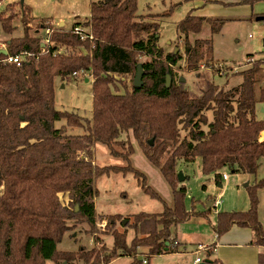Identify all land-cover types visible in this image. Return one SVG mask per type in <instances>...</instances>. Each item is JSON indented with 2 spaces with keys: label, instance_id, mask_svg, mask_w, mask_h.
Masks as SVG:
<instances>
[{
  "label": "trees",
  "instance_id": "1",
  "mask_svg": "<svg viewBox=\"0 0 264 264\" xmlns=\"http://www.w3.org/2000/svg\"><path fill=\"white\" fill-rule=\"evenodd\" d=\"M258 1L236 4L253 5ZM90 7L88 19L76 25L90 28L92 40H81L72 28L56 27L51 33L56 45L40 54L44 29L51 25L42 22L30 34L22 17L25 32L4 41L8 54L29 51L39 59L18 66L5 61L6 54L0 49V264L75 259L76 253L62 252L57 245L71 228V220L88 223L91 232L97 227L95 181L104 174L131 172L145 192L164 201L146 183L147 176L130 164L134 153L131 144L126 152L117 148L125 147L128 134L134 135L146 157L172 186L173 205L164 201L161 212L135 213L133 223L128 225L135 232L131 243L126 239L128 232L115 228L119 216H110L107 225L113 245L110 249L104 247L103 252L83 250L80 257L89 264H107L120 255L132 257L130 264H143L144 260L148 264L153 255L167 254L180 246L172 227L203 214L194 207L186 208V188L179 187L178 180L180 162L200 157L204 172L215 174L218 183L222 182V168L256 175L261 167L264 117L257 115V107L264 104V85L257 83L262 59L241 72L239 85L226 89L213 79H204L195 94L177 77L175 67L184 56L180 51L164 53L158 44L159 24L137 20V0H97ZM7 11H0L1 26L13 34L16 14ZM227 20L192 12L179 20L177 32L185 37L187 69L198 73L202 66L216 70L212 69V38H197L192 43L188 36L199 32L205 21L210 22L212 33H218ZM59 47L65 51L54 54ZM139 63L145 71L141 88L133 84ZM81 70L89 71L92 77L91 117L55 105L56 78L64 80ZM168 74L172 77L170 87L166 86ZM101 143L127 165H96L94 150ZM263 186L264 179L250 183L249 208L219 210L213 226L218 237L234 224L252 229L255 244L263 248L258 264H264V227L257 193ZM66 193L67 204L60 197ZM139 246L149 249L147 258L138 256ZM211 252L207 251V257ZM211 262L225 264L219 259Z\"/></svg>",
  "mask_w": 264,
  "mask_h": 264
},
{
  "label": "rangeland",
  "instance_id": "2",
  "mask_svg": "<svg viewBox=\"0 0 264 264\" xmlns=\"http://www.w3.org/2000/svg\"><path fill=\"white\" fill-rule=\"evenodd\" d=\"M97 0H25L23 6L20 0H1V9L7 8V13L16 17L12 20L13 26L16 29L13 34L6 33L0 22V43L11 37H18L25 32V25L22 23V17L26 18L27 31L34 34L41 27V23L52 25L54 28L63 22L67 29L73 28L77 23H82L91 13V3ZM203 1L210 3V0H137V20L144 22H156L159 24L158 44L163 48L164 53L171 51L179 52L184 56L180 63L175 67L178 72V78L184 79V84L195 94L199 93L204 79L214 80L218 85L229 89L239 85L243 76L241 72L253 64L255 60L262 59V71L258 76V86L264 85V18L257 19L259 13H264V0H259L253 5H227L219 6L211 4L208 8L202 9L201 14L210 19H227L223 28L218 33L211 32V24L208 21L203 23L202 29L197 33H190L189 38L193 43L197 38L211 39L213 49L211 57L213 58L214 66L209 70L206 67H200L198 71L192 72L187 69L184 53L185 37L177 32V24L188 12L193 15L199 14L195 12L197 3ZM246 7V8H245ZM244 8L248 15H243ZM23 10L26 14L22 16ZM254 13L250 15L251 13ZM259 14V15H256ZM243 15V16H241ZM230 18V19H229ZM253 56V57H250ZM145 60V58H141ZM202 62L201 64H203ZM85 78H88L86 81ZM91 75L87 76H70L62 80L58 77L55 80V105L61 110H70L80 114L83 117H91L93 112V88ZM134 81V80H133ZM128 85L131 83L128 82ZM257 115L264 117V104L258 105ZM73 132L80 133L81 129H73ZM185 135V131L182 132ZM126 140H129L125 147L118 145V149L122 152L127 151V147H133L134 153L130 156V164L132 167L138 168L147 176L146 183L152 186L168 204L173 205V189L170 183L166 181L162 172L146 157L141 146L135 140L134 135L128 134ZM94 163L98 166L103 165H127V161L111 155L108 147L104 144H96L95 146ZM263 166L260 167L256 175L244 174L235 171L232 167H225L219 170L223 175H227V179L221 180L223 186L215 181V174H207L201 166V159L198 157L193 162H180L178 164L179 172L183 173V180L179 181L180 186L186 188L185 203L188 210L203 212V214L193 216L184 222L178 223L172 227L173 233L179 235V239L189 233H203L204 238L208 234L213 233L216 215L215 210H244L239 207L243 206L245 199L248 203V185L251 178L255 184L264 179V157L261 159ZM248 177L247 179H245ZM96 185V210L99 214L97 227L91 232L88 223H80L71 220L70 229L65 233L57 248L62 252L76 253L75 259L70 261L58 259L47 260L45 264H89L86 259L80 257V253L92 251H104L110 249L113 245V236L110 233V228L107 223L110 216H119V220L115 228L119 231L128 232L126 239L131 243L135 237V232L128 226L133 223L135 213L145 212H161L164 209L165 203L161 199L153 197L145 192L139 185L137 178L133 173L111 172L97 178ZM247 185V186H246ZM262 188V187H261ZM259 188V189H261ZM264 188V186H263ZM258 189V197L260 190ZM264 191L261 193L263 194ZM61 200L69 203V195L60 194ZM221 199L220 204L216 209L208 207V202ZM234 203L229 208V204ZM226 208V209H225ZM127 223L123 225V221ZM264 227V226H263ZM98 239V240H97ZM204 241V240H203ZM198 241H192L189 246L192 247L193 255L205 256L206 250L200 249ZM198 249H200L198 251ZM147 247H138L139 257L147 258ZM79 256V257H78ZM154 256V255H153ZM153 263L164 264L163 258L157 255L152 257ZM132 257L120 255L114 258L108 264H130Z\"/></svg>",
  "mask_w": 264,
  "mask_h": 264
},
{
  "label": "crops",
  "instance_id": "3",
  "mask_svg": "<svg viewBox=\"0 0 264 264\" xmlns=\"http://www.w3.org/2000/svg\"><path fill=\"white\" fill-rule=\"evenodd\" d=\"M218 1L219 3L210 2L209 4L203 1H200L197 3L198 5L195 7L197 9L195 10V12L199 13L197 15L205 16V15H202L200 12L202 9L208 8L207 6L211 4H217L219 6H222V5L223 6H227V5L235 6V5H238L236 4L237 2L242 1V0H218ZM243 5H246L247 7H249L251 4L250 5L243 4ZM245 8H244L245 14L243 15H248V12L246 11ZM252 14L254 13L252 12L250 15ZM259 14H256V15L264 16V13L262 12ZM59 24H60L59 26H61L64 23L60 22ZM65 25L66 24H64L62 27L66 28ZM10 37L11 36H9V38ZM262 166L263 164L261 161V167ZM247 178L248 177H246L245 179ZM252 180L254 181V178ZM248 181H250V183L253 182L251 181V178ZM218 184L221 187L223 186L222 182ZM259 190L260 192H259L258 213H259L260 221L262 225L264 226V193L261 194L264 191V188L262 187ZM245 202H247L246 199H245ZM245 202L243 206L239 207L240 209L247 210L249 208L250 202L248 203H245ZM233 204L234 203L229 204L230 205L229 208L234 206ZM207 205L210 208V210L211 208H213L212 201L208 202ZM232 208H237V207H232ZM217 211H218V208L215 210V214ZM227 211H231V210L228 209ZM215 223H216V220H215ZM230 229L231 230H229L228 232H226L225 234L219 237L216 236L215 230H214V232L211 234L209 233L206 238H204V235L201 232L200 233L196 232L194 234L189 233V235H185L181 239H179V235L177 233H174L173 237H176V241L180 243V246H178V248L175 249V251L169 252L167 254H160L157 256L164 259L163 261L164 264H196L194 263V260L196 259V257H200V256L193 255L194 252L193 250H191L192 247L189 246V243H191L192 241L194 242L198 241L197 246H199V248L201 247V245H204V246H207V248L209 247V250L212 249L210 257H207V254H206L205 256L200 257L202 260L205 258H209L210 260L219 259L221 262H224L225 264H258L259 263L258 256L261 252H263V248L255 244L254 231L250 228L240 227L236 224L232 225ZM199 250L200 249H198V251ZM207 251L208 250H206V252ZM110 262H112V260ZM148 264H157V262L153 263V258L151 257L149 259ZM158 264H161V263H158Z\"/></svg>",
  "mask_w": 264,
  "mask_h": 264
},
{
  "label": "built area",
  "instance_id": "4",
  "mask_svg": "<svg viewBox=\"0 0 264 264\" xmlns=\"http://www.w3.org/2000/svg\"><path fill=\"white\" fill-rule=\"evenodd\" d=\"M0 5H1V1H0ZM54 30L55 29H54V27L52 25L50 27H47V28L44 29L43 39H42L43 43H42L40 54L48 52L52 46L56 45V43L51 40V33ZM72 31L74 33H76L77 35H79L81 40L86 39V38L89 39V40L93 39V34H92L90 28H88L85 25H75L72 28ZM4 41H2L0 43V49L6 48V42H4ZM64 51H65L64 47H59L58 49L55 50L54 54L63 53ZM31 59L38 60L39 57H38L37 54L34 55L33 53H31L29 51H21L20 53H18V55H11V54L7 53L6 56H5V61L11 62V63H15L18 66L21 65L22 62L27 61V60H31ZM87 75H91V73L89 71H85V70H81L79 72H75L74 73V76H82V77H84V76H87ZM222 179L223 180L227 179V175L223 174L222 175ZM221 203H222L221 199L213 200L212 201V207L214 209H216ZM201 248L205 249V250H209V247L207 248V246H204V245H201L200 249ZM201 260L202 259L200 257H196V259L194 260V263L200 264ZM146 263H147V261L144 260L143 264H146Z\"/></svg>",
  "mask_w": 264,
  "mask_h": 264
},
{
  "label": "water",
  "instance_id": "5",
  "mask_svg": "<svg viewBox=\"0 0 264 264\" xmlns=\"http://www.w3.org/2000/svg\"><path fill=\"white\" fill-rule=\"evenodd\" d=\"M24 1H25V0H20V3H21L22 6H23V4H24ZM262 18H264V16H259L257 19H262ZM63 25H64V24H63ZM63 25H61V27H62ZM176 51H177V50H175V52H176ZM1 52H3L4 54H7V53H8V51H7L6 48H2ZM136 71H137V72H136V75H135V77H134L133 84H134L135 87H139V88H141L142 85H143V77H144V73H145V71H143L142 63H139V64L137 65V70H136ZM86 81H88V78H86ZM180 81L184 82V79L181 78ZM171 83H172V77H171L170 74H168V75H167V78H166V86H167V87H170ZM153 141H154V140L151 139L150 142L153 143ZM182 176H183V173H182V172H179V173H178V180H179V181L183 180ZM248 184H249V182L247 183V185H248ZM247 185H246V186H247ZM209 206H210V204H209ZM78 210H79V208H78V206H77L76 211H78ZM123 223L126 224V223H127V220H124ZM211 261H212V260H210L209 258H205V259L201 260V263H200V264H213V262H211Z\"/></svg>",
  "mask_w": 264,
  "mask_h": 264
}]
</instances>
